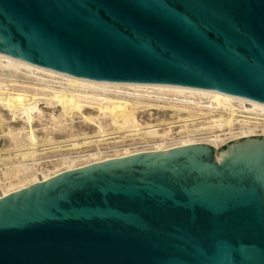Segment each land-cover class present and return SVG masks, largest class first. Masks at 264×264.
Segmentation results:
<instances>
[{"label": "water", "instance_id": "95a60500", "mask_svg": "<svg viewBox=\"0 0 264 264\" xmlns=\"http://www.w3.org/2000/svg\"><path fill=\"white\" fill-rule=\"evenodd\" d=\"M0 55L264 107V0H0ZM107 160L0 198V264H264V136Z\"/></svg>", "mask_w": 264, "mask_h": 264}, {"label": "bare ground", "instance_id": "6f19581e", "mask_svg": "<svg viewBox=\"0 0 264 264\" xmlns=\"http://www.w3.org/2000/svg\"><path fill=\"white\" fill-rule=\"evenodd\" d=\"M262 136L264 107L229 93L94 83L0 55V198L107 160Z\"/></svg>", "mask_w": 264, "mask_h": 264}, {"label": "rangeland", "instance_id": "374dc122", "mask_svg": "<svg viewBox=\"0 0 264 264\" xmlns=\"http://www.w3.org/2000/svg\"><path fill=\"white\" fill-rule=\"evenodd\" d=\"M43 105L45 106V104H43ZM37 123H40V122H37ZM39 126L42 127V125H38V126H36V127L39 128ZM233 141H234V140H230V141H228L227 143H224V144L220 145V146H219V149L216 150V151H217V152H216V155L221 154V153L226 149L227 144H231V143H233ZM51 153H52V152H49L48 154H51ZM48 154H46V155H48ZM53 154H54V153H53ZM53 154H51V157H50V156H47V158H49V157L52 158V155H53ZM43 155H45V153H44ZM53 157L55 158V157H57V156L54 155Z\"/></svg>", "mask_w": 264, "mask_h": 264}]
</instances>
